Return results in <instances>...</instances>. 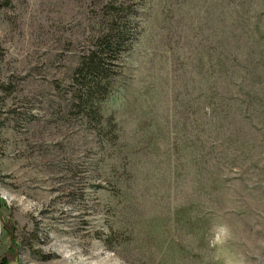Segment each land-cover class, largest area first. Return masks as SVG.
I'll return each mask as SVG.
<instances>
[{"label": "rangeland", "instance_id": "rangeland-1", "mask_svg": "<svg viewBox=\"0 0 264 264\" xmlns=\"http://www.w3.org/2000/svg\"><path fill=\"white\" fill-rule=\"evenodd\" d=\"M114 7L99 128L71 81ZM0 264H264V0H0Z\"/></svg>", "mask_w": 264, "mask_h": 264}, {"label": "trees", "instance_id": "trees-1", "mask_svg": "<svg viewBox=\"0 0 264 264\" xmlns=\"http://www.w3.org/2000/svg\"><path fill=\"white\" fill-rule=\"evenodd\" d=\"M124 10L114 7L108 17V26L95 37L92 46L80 57L72 76V106L85 118L102 127V105L111 94L118 56L131 44Z\"/></svg>", "mask_w": 264, "mask_h": 264}]
</instances>
